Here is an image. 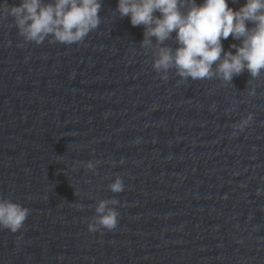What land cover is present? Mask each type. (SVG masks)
I'll list each match as a JSON object with an SVG mask.
<instances>
[{
	"label": "water",
	"instance_id": "95a60500",
	"mask_svg": "<svg viewBox=\"0 0 264 264\" xmlns=\"http://www.w3.org/2000/svg\"><path fill=\"white\" fill-rule=\"evenodd\" d=\"M116 5L71 45L25 42L0 13V196L30 210L0 228V264H264V72L162 79ZM101 199L117 225L89 231Z\"/></svg>",
	"mask_w": 264,
	"mask_h": 264
},
{
	"label": "clouds",
	"instance_id": "9594fccd",
	"mask_svg": "<svg viewBox=\"0 0 264 264\" xmlns=\"http://www.w3.org/2000/svg\"><path fill=\"white\" fill-rule=\"evenodd\" d=\"M100 8L101 0H19L10 6L0 4V13L13 18L25 42L40 45L48 39L49 43L71 45L98 27ZM116 11L121 18L128 17L132 26H143L141 47L154 49L152 68L162 79H167L171 69L182 80L215 76L225 83L245 71L252 78L264 72V0H244L236 10L228 0H117ZM173 32L177 47L162 46ZM230 35L239 41L230 45L234 51L222 45ZM251 120L249 115L237 128ZM84 166L93 170L95 164L89 161ZM108 189L122 192V177L116 175ZM117 204L116 199L97 201L88 230L114 229ZM29 213L20 203L0 196V228L17 232Z\"/></svg>",
	"mask_w": 264,
	"mask_h": 264
}]
</instances>
